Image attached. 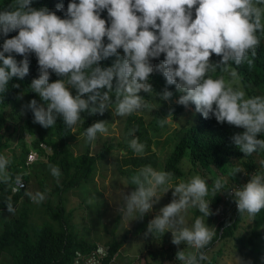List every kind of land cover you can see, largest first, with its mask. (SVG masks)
Segmentation results:
<instances>
[{
	"label": "clouds",
	"instance_id": "1",
	"mask_svg": "<svg viewBox=\"0 0 264 264\" xmlns=\"http://www.w3.org/2000/svg\"><path fill=\"white\" fill-rule=\"evenodd\" d=\"M31 5L32 0H13L0 12V36L18 32L5 39L0 50V93L7 90L14 77L23 80L29 74V56L34 53L40 75L33 79L30 88L46 102V107L36 99L25 105L33 112L34 123L53 128L57 118L62 117L64 125L73 128L82 113L103 115L112 109L114 117H124L149 109L151 105L140 93L152 92L149 79L158 69L167 85H175L182 94L178 104H194L196 112L205 119L214 116L221 124L244 129L233 134L231 140L245 156L264 151V139L258 138L264 135V96H247L237 86L239 74L232 66L247 63L251 67L254 63L252 58L260 44L257 33L264 34V0H71L66 12L62 3L57 4L55 11ZM105 10L108 20L101 17ZM57 11L65 12L64 18ZM13 54L23 60L18 62ZM161 54H165L163 62L159 59ZM213 54L221 59L213 62ZM112 56L117 57L113 65L102 67L101 61ZM154 58L162 63L154 66ZM217 71L220 75H216ZM51 73L61 78L50 82ZM72 89L76 90L75 95ZM158 95L167 101L173 93L165 88ZM167 123L168 118L161 119L159 126ZM107 125V121L95 122L82 135L92 142L98 133H107ZM134 131L128 147L143 156L145 144L135 137ZM48 152L47 148L43 155ZM39 159L38 156L36 162ZM10 163V157L0 155V183L17 192L24 188L23 177L28 173L17 174L13 180L7 170ZM49 168L54 177H60L57 166ZM240 172L237 167L230 174ZM173 180L172 172L151 165L136 169L129 178L135 190L123 195L119 212L123 219L134 215L142 219L160 202L161 192L173 190L171 202L159 209L143 235L155 237L170 231L174 245L185 244L193 249L177 251L176 260L181 264L207 260L202 250L216 235L215 227L203 219L213 214L211 202L206 199L210 192L228 193L240 215L254 217L264 210V171L251 174L247 183L230 189L223 176L214 179L211 189L200 175L175 184ZM46 192L27 190L24 194L40 203L46 199ZM6 207L9 213H15L11 196ZM189 208H197L202 214L191 226L186 224L184 215ZM98 252L106 255L103 248ZM76 256L75 264H80L81 253L77 251ZM86 264L98 261L88 258Z\"/></svg>",
	"mask_w": 264,
	"mask_h": 264
},
{
	"label": "trees",
	"instance_id": "2",
	"mask_svg": "<svg viewBox=\"0 0 264 264\" xmlns=\"http://www.w3.org/2000/svg\"><path fill=\"white\" fill-rule=\"evenodd\" d=\"M71 0H32V7L41 8L47 7L50 10L55 11L57 4L62 3L66 12L68 4ZM79 0H77V3ZM13 0H0V12L6 10ZM65 12L57 11V15L64 18ZM101 17L108 20V13L105 10ZM110 25V21H109ZM18 35V32H10L7 37L0 36V50L5 39L12 38ZM260 36V44L256 50V56L254 63L251 67L247 63H242L238 67L233 63V67L236 68L239 79L243 87L247 88L250 84L257 88L264 96V34L257 33ZM107 43V38H105ZM120 49L119 51H121ZM7 55V54H6ZM15 59L19 62L23 60L22 56L13 54ZM109 57L101 61L102 67H109L113 58ZM165 54H161L159 59L163 62ZM251 58V57H250ZM221 57H217L215 54L212 56V61L217 62ZM29 74L23 79L14 77L8 84L7 90L0 93V155L6 156V151L10 148V138L14 133L18 134L17 129L13 126L5 113L6 107L13 108L19 101L20 93H23L26 100L29 102L32 99H36L38 103L46 107V102L41 99L39 94L32 92L30 85L33 79L39 77L38 60L35 54L29 56ZM2 66V61H0ZM216 75H220L217 71ZM55 73H51L50 82H54L60 79ZM155 82L159 83L157 77L150 76ZM149 79V81H150ZM19 84L20 87L16 88L13 85ZM115 84V81H114ZM153 87V86H152ZM169 91H172L169 86L164 85ZM103 89L102 91H106ZM154 93L161 92L156 86L153 87ZM141 95L148 97L147 93L143 91ZM190 107L196 112L195 105L190 103ZM170 114L174 120L178 119L179 115L183 113V106L178 104L173 108H170ZM168 109L166 106L156 113L155 118L149 125V129L156 131L161 127L159 121L166 117ZM109 109L104 112L103 115L97 113L94 115H88L82 113L81 120L79 121L80 129L82 133L87 127L93 123L98 122L108 117ZM167 125V124H166ZM165 125V126H166ZM21 131L26 132L27 135L34 138L30 148L24 143L20 146L19 154H12L11 163L8 165V172L12 176L13 180L17 174L26 173L25 161L26 156L30 150H36L40 159L43 156V149L40 147L44 144L49 152L46 153V163L49 165L57 166L60 169L62 180L59 183L54 184L53 191L58 194L68 193L69 191L81 187L95 171V165L98 161H103L109 155V153L115 149H119L120 160L116 164L119 174L124 178L128 188L133 191L135 186L131 185L129 178L134 171L142 166L151 165L152 167H158V156L151 149V135L149 129L144 126L142 118L131 115L124 128L123 141L118 144L108 143L102 147L100 152L96 155L90 154L88 151L91 142H87V149L85 153L75 156L68 147V142L72 136L73 128H68L64 125L62 117L57 118L56 125L54 126L55 138L46 135L42 126L38 123H34V115L30 109L26 108V117L22 120L20 125ZM133 130L135 137H138L141 143L145 144V152L143 156L136 155L131 148L128 147V141L133 138ZM178 135L180 137L176 139V142L167 157L162 170L170 171L174 174L173 183L182 179L186 172L185 167H189L195 172H201V177L206 181V174L202 172L205 170L207 173L215 174V169L221 176H228L232 185L238 184V180L235 175H231L230 161L232 159H247V162L243 164L247 175H251L258 170L255 163L252 162L250 156H245L238 147L234 145L231 140L233 134L242 132L240 128L231 126L226 122L221 124L217 122L214 116L205 119L200 113L196 112L195 120L187 128L181 129ZM177 135V134H176ZM177 135V137H178ZM257 151L256 153H258ZM254 154V153H253ZM187 156V160L184 161ZM183 162L185 167L183 168ZM44 165V161L42 162ZM36 165V164H34ZM32 165V166H34ZM218 178L217 175H215ZM30 174L23 177L24 181L29 180ZM209 185V184H208ZM212 186H209L211 189ZM230 186L227 185L229 189ZM25 190L21 189L17 192L12 191L10 185L0 183V213L8 212L6 207V201L9 196L12 197V203L16 211L11 216L3 219L0 225V259L3 255H7L10 258V264H72L74 254L77 251L87 253L96 247V243L88 242L83 237H80L74 233V226L70 225L71 212L68 215L64 214V205L62 200L59 201L56 207H51L48 204L44 206L46 216L49 220H43L40 225H34L30 219L32 212L31 205L28 201L24 200ZM223 198L220 193L213 195V200L217 203ZM227 202L228 209H231L232 219L228 218L227 213H224V219L220 221L216 228V235L213 240L202 251L207 250L213 244H216L219 240L232 238L237 244L243 245L245 242L253 243V240L260 236V229L264 225V210H262L256 216H246L247 213L240 215L237 207H234L235 202L233 199H229ZM245 217V218H244ZM241 222H250V228L248 231L247 239L243 235H238L237 232L240 228ZM146 231V229H145ZM108 257L102 262V264H110L111 259L119 251L121 244L112 240L107 243ZM264 255V248L261 250ZM200 264H204L203 261Z\"/></svg>",
	"mask_w": 264,
	"mask_h": 264
},
{
	"label": "rangeland",
	"instance_id": "3",
	"mask_svg": "<svg viewBox=\"0 0 264 264\" xmlns=\"http://www.w3.org/2000/svg\"><path fill=\"white\" fill-rule=\"evenodd\" d=\"M120 54L121 56L123 55V50L120 51ZM116 59L117 57L115 56L110 66L113 65ZM152 63L154 66H158L162 62L159 61L158 58H154ZM224 75L226 80L229 79L227 74ZM151 76L157 77L159 83L155 82L153 79H150L149 83L153 87L156 86L159 88L161 92L147 93L149 96L144 97L151 105V108L143 109L132 115L142 118L144 126L149 129V125L155 118L156 113L161 111L164 106L168 109V114L165 118H168L169 123L154 132L149 129V134L151 135L152 140L151 149L157 154L159 160L157 169L162 170V166L169 156L176 139H178L182 133L181 132L178 135L177 131L187 128L192 122H194L196 112L189 104L187 107H183V113L179 115L178 119L174 120L172 116H169L171 113L169 109L178 105L177 100L182 94L176 91L175 85H167L165 77L158 69L154 70ZM163 84L169 86L171 89L173 88L171 91L173 96L170 100H162L158 95V93H162L165 90ZM237 86L243 89L247 96H263L261 92L251 84L247 88L243 87L240 79L237 81ZM72 92L73 95L76 94L75 89H72ZM21 95L22 98H20ZM18 99L19 101L13 108L8 106L5 110L9 122L15 126L18 132V134L14 133L10 138L11 146L6 151V157L11 156L12 154H19L21 144L24 143L28 146V143L32 142L34 139L27 135L26 132L21 131L20 125L22 120L26 117L25 105L28 104V101L23 93H20ZM112 99L114 101L115 97L113 96ZM130 116L131 115L114 117L113 110L109 109L108 117L100 120L108 122V131L107 133L97 134V138L89 145L88 151L90 154L96 155L100 152L102 147L108 143L118 144L122 142L124 138V128ZM42 128L46 135L55 138L54 127L44 128L42 126ZM240 129L242 132L244 131V129ZM258 138L264 139V135ZM68 147L75 156L85 153V150L87 149V141L82 135L79 122L73 127ZM121 153L122 152H120L119 149L111 151L105 160L96 162L94 174L83 183L81 187L73 189L68 193L61 194L59 197L58 194L53 191V182L59 183L62 180V176L57 178L51 174L49 164L46 163L47 157L46 155H43L44 157L39 159V161L35 163L36 165L25 169L26 173L30 174L29 180H23L26 184L25 192L28 190L35 193L36 191L45 192V190H47L46 199L40 203H34L25 195L24 200L28 201L32 208L30 215L31 221L34 225H40L43 223V220H49L50 218L46 216L44 206L48 204L54 208L58 205L59 201L62 200L64 214L68 215L69 212H71L70 225L74 226V233L83 237L88 242H94L99 245H107V243L112 240L121 244L114 261L110 264L181 263L176 260L177 251L182 250L183 248L185 251H193V249L185 244L180 246L174 245L172 243V234L170 231L157 234L155 237L149 236L146 238L143 235L145 229H147L148 223L159 213V209L171 202L173 198V190H169L166 194L161 192L160 195L162 198L160 199V202L155 204L152 211L145 214L142 219H136L135 215L123 219L120 214L119 209L123 204V195L131 193L124 178L119 174L116 165L120 160ZM250 159L255 163L258 170L262 169L264 171V164H262V161H264V151L252 154ZM185 160H187V156L184 161ZM43 161L44 165H42ZM245 162H247V159L245 158L232 159L229 165L231 170L237 167L241 170L240 173L235 175L238 180V185L240 186L247 183L251 176L247 175L243 166ZM184 163L187 162H183V168L185 167ZM185 172V176L176 183L181 180L187 181L194 175H201V172L199 174L191 168L189 169L187 166L185 167ZM202 172L206 174V178L208 179L206 182L209 184L208 186H212L214 179H216L215 175L221 177L215 169H213L215 174L207 173L205 170H202ZM223 177L228 181V186L232 187L236 185H232L227 175ZM220 196L223 198L224 193H220ZM206 199L211 202L210 208L213 214L208 218L203 217L205 224L215 227L216 229L221 220V214L227 213L229 219L233 218L231 215V209H228V204L227 202H224L223 199L215 203L211 192ZM11 215L12 213L9 212H1L0 225L4 218ZM184 215L188 226H191L197 217L202 216L197 208H189ZM247 216L249 215L246 214L245 217ZM249 228L250 222H241L240 228L237 231L240 232L238 235H243L247 239ZM263 248L264 225L260 229V236L254 239L252 244L245 242L243 245H240L232 238L219 240L216 244H213L210 248L204 251L207 255V260H204L203 262L204 264H264V255L261 253ZM0 264H10L9 256L3 255L0 259Z\"/></svg>",
	"mask_w": 264,
	"mask_h": 264
},
{
	"label": "built area",
	"instance_id": "4",
	"mask_svg": "<svg viewBox=\"0 0 264 264\" xmlns=\"http://www.w3.org/2000/svg\"><path fill=\"white\" fill-rule=\"evenodd\" d=\"M40 147L43 150H45V152L47 151V148H46L45 145L41 144ZM30 155L32 156V160L31 161H29V156ZM37 159H38V153H37V151L36 150H30L29 153L27 154V157H26L25 167L26 168H29L34 162L37 161ZM22 182H23L24 188H25L26 187V184H25L24 181H22ZM239 186L240 185L237 184V185H234V186H232L230 188L239 187ZM24 188H22V189H24ZM230 198L232 199V197L229 196L228 193H226V195L224 197V200L225 201H228ZM234 207H237L236 203L234 204ZM223 215L224 214H221V220L220 221H222L224 219V216ZM99 248H103L104 251H105V253H106V255L99 254V252H98V249ZM80 253H81L80 264H86V260L88 258H93V257L95 258V260L98 261V264H102V262L108 257L109 251H108V247L106 245H99V244H97L96 247L94 249L90 250L89 252H87V253L80 252ZM77 259L78 258L76 256V252H75L74 258H73V261H72V264H75V261ZM114 259H115V256L111 259L110 263H112L114 261ZM172 264H181V263H172Z\"/></svg>",
	"mask_w": 264,
	"mask_h": 264
}]
</instances>
